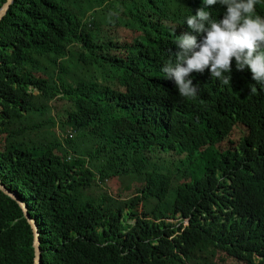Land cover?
Instances as JSON below:
<instances>
[{
    "label": "trees",
    "instance_id": "trees-1",
    "mask_svg": "<svg viewBox=\"0 0 264 264\" xmlns=\"http://www.w3.org/2000/svg\"><path fill=\"white\" fill-rule=\"evenodd\" d=\"M201 7L15 0L0 23V180L37 221L41 264H264V85L233 60L231 84L193 73L199 93L184 98L162 71ZM209 10L218 20L226 7ZM57 124L97 147L71 151L72 132L46 151L24 143ZM108 151L114 161L97 174L91 164ZM120 176L141 184L108 208L103 185ZM34 259L33 230L0 190V264Z\"/></svg>",
    "mask_w": 264,
    "mask_h": 264
},
{
    "label": "clouds",
    "instance_id": "clouds-1",
    "mask_svg": "<svg viewBox=\"0 0 264 264\" xmlns=\"http://www.w3.org/2000/svg\"><path fill=\"white\" fill-rule=\"evenodd\" d=\"M217 4L226 7L223 19H213L209 10ZM255 7L256 0H203V7L186 18L191 32L176 36L179 51L173 54L175 62L169 60L162 68L181 97L198 95L193 73L210 70L212 78L231 84L233 60L236 70H250L252 80L264 85V17L253 16ZM192 33L204 34L203 39ZM256 91L250 86L252 94Z\"/></svg>",
    "mask_w": 264,
    "mask_h": 264
},
{
    "label": "rangeland",
    "instance_id": "rangeland-1",
    "mask_svg": "<svg viewBox=\"0 0 264 264\" xmlns=\"http://www.w3.org/2000/svg\"><path fill=\"white\" fill-rule=\"evenodd\" d=\"M93 13L88 14V18L92 17ZM74 64H69L70 67H72ZM87 80L89 78H86ZM61 128L60 125L57 124V126L54 128L52 126L47 127L45 129H41L35 132H32L25 137H23L24 143L27 144V146L31 148H36L39 151H46L49 146H51L52 141L54 142L56 138H60L62 141H65L69 138V134L71 132L76 135L75 138H77V142L74 143V146L69 147L72 142L68 145L67 142L65 144L68 146V149L73 151L78 146L82 151H86L88 153H91L99 143V139L90 137H83L82 132H74L73 130H67ZM72 138V137H71ZM114 161V151H108L105 153H102L97 159H95L92 162V168L94 171L98 174L101 170L106 169L108 167V162ZM142 178H135L130 176H120L117 178H114L113 180H109L106 182V184L103 185V188L108 191V194L112 199L107 201V207L112 209H117L120 207H125L128 201L132 198H126L128 191L134 189L136 186L141 184ZM148 203L146 201H143L138 206V211L141 214L148 213L150 208H147ZM188 223L186 222V225Z\"/></svg>",
    "mask_w": 264,
    "mask_h": 264
},
{
    "label": "water",
    "instance_id": "water-1",
    "mask_svg": "<svg viewBox=\"0 0 264 264\" xmlns=\"http://www.w3.org/2000/svg\"><path fill=\"white\" fill-rule=\"evenodd\" d=\"M15 0H8L7 3L3 6V8L0 11V23L4 20L6 15L8 14L11 6L13 5ZM0 190L6 194L7 196L11 197L14 199L22 208L24 212V217L30 224L33 233H34V249H35V259H34V264H41V258H42V252H41V239H40V231H39V226L37 224V221L35 218H33L30 215V212L28 210L27 204L21 200V198L18 196L16 192L11 191L6 185L2 183L0 180Z\"/></svg>",
    "mask_w": 264,
    "mask_h": 264
},
{
    "label": "built area",
    "instance_id": "built-area-1",
    "mask_svg": "<svg viewBox=\"0 0 264 264\" xmlns=\"http://www.w3.org/2000/svg\"><path fill=\"white\" fill-rule=\"evenodd\" d=\"M71 137L73 138V134H71L70 138H71Z\"/></svg>",
    "mask_w": 264,
    "mask_h": 264
}]
</instances>
